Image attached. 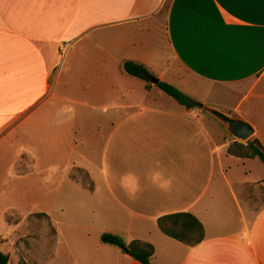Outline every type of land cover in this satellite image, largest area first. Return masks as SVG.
<instances>
[{
    "label": "crops",
    "instance_id": "obj_1",
    "mask_svg": "<svg viewBox=\"0 0 264 264\" xmlns=\"http://www.w3.org/2000/svg\"><path fill=\"white\" fill-rule=\"evenodd\" d=\"M126 60L249 121L251 139L264 144V0H0L1 173L25 178L40 157L10 142L39 130L45 158L67 136V152L53 155L64 165L42 171L45 183L61 173V189L68 179L89 193L82 219L70 225L78 229L72 241L57 229L76 264H142L91 234L106 231L151 242L154 264H264V173L251 163L260 160L228 154L235 138L221 123L201 106L159 100L156 85L140 87L122 71ZM62 73H72L65 85ZM93 73L104 104L59 90ZM134 91L139 100L128 98ZM218 93L231 101H211ZM75 169L88 173L91 188L70 178ZM260 195L261 204L253 200ZM178 212L203 223L201 243L159 229L160 217ZM86 218L93 224H82Z\"/></svg>",
    "mask_w": 264,
    "mask_h": 264
},
{
    "label": "rangeland",
    "instance_id": "obj_2",
    "mask_svg": "<svg viewBox=\"0 0 264 264\" xmlns=\"http://www.w3.org/2000/svg\"><path fill=\"white\" fill-rule=\"evenodd\" d=\"M164 12L165 10L162 14ZM161 34L162 36L164 34L162 28ZM71 55L72 54L69 53L65 58L66 65L69 64ZM62 75V80L59 85H65L66 80H69V76H72V73H62ZM97 77L99 76L95 77V73L91 76H79L74 79L71 77L72 81L70 86H62V88L59 86V90L63 92L65 97L71 98L74 101H80L81 103H87L92 106H100L104 104L106 95L99 90L97 85L99 79ZM137 79L138 80L133 81H137L140 87L146 85L144 80ZM74 84L77 87L72 89ZM155 87L154 95L158 93L161 95L159 100L176 101L159 89L157 85ZM225 97L227 98L223 93L211 94L209 96L210 100L213 102H217L218 99ZM128 98L130 100H139L136 91L129 94ZM226 101H231V97H228ZM84 119L80 124L84 123ZM213 119L218 126L221 125L218 120L215 118ZM69 127L70 126L66 125V127L64 126L61 130H64L66 133L65 129L69 130ZM36 131L35 133H30L22 137V140L18 138L16 142H10V145L15 146L18 153L23 147H27L37 156H40L33 161V167L36 168V170H33V172L29 173L25 178L17 176L14 178L6 177L4 169L2 173L0 171V251L9 255V264H19L22 260L27 261L29 264H76L71 250L65 242L66 240L59 243L57 229L66 232V235L70 236L69 240L72 241L73 237L71 233L78 229L70 225L74 224L73 218L75 219V217H77L82 219L81 213L84 208H86L83 207V205L89 204L88 199L90 196L82 185L73 183V180L67 179L61 189L60 186L57 185L60 184L62 177L61 173L54 174L53 183H45L47 173L42 171V169L49 164L64 165L65 157H53V155L55 153L63 154L67 152L68 140L66 136L65 142L61 141L57 143L59 149L55 151L59 152H50L53 150L50 149L52 142L49 139L45 149L46 152L50 153L47 154V157L42 158L41 153L43 147L40 141L41 134L39 130ZM79 133V137H81V134L84 133L83 129ZM225 133L229 135L226 129ZM85 151H87V149H85ZM24 162L25 160L22 158L21 163ZM251 163H254L255 175L260 176L264 173V164L261 161L256 160V162ZM74 176L83 181L86 186H92V181L84 169H75L70 178L74 179ZM57 177L59 179L56 184ZM262 196L263 195L253 196V200L261 204L262 201H260V199ZM93 205L95 206V204ZM41 212L49 214L52 219L38 215ZM82 224L88 225L93 223L86 218ZM91 234H93L92 237L96 238V242L102 243L100 235L93 232H91ZM81 264H88V260L82 261Z\"/></svg>",
    "mask_w": 264,
    "mask_h": 264
},
{
    "label": "trees",
    "instance_id": "obj_3",
    "mask_svg": "<svg viewBox=\"0 0 264 264\" xmlns=\"http://www.w3.org/2000/svg\"><path fill=\"white\" fill-rule=\"evenodd\" d=\"M122 71L129 76L144 80L147 86L154 84L148 77L157 76L144 63L134 60L124 61L122 63ZM157 87L182 105L187 107L199 106L198 102L171 83L160 80ZM227 153L239 158H258L264 164V144L259 139H250L246 143L234 140L229 145ZM89 187L91 188L92 186ZM38 215L50 218L48 214L43 212ZM158 226L164 234L189 246H195L205 238L203 223L190 212L164 215L159 218ZM101 242L121 248L125 253L142 264H154L152 259L155 254V246L149 241L136 239L127 242L123 236L106 231L101 233ZM9 260V255L0 251V264H9ZM19 264L29 263L22 260Z\"/></svg>",
    "mask_w": 264,
    "mask_h": 264
},
{
    "label": "water",
    "instance_id": "obj_4",
    "mask_svg": "<svg viewBox=\"0 0 264 264\" xmlns=\"http://www.w3.org/2000/svg\"><path fill=\"white\" fill-rule=\"evenodd\" d=\"M148 79L155 85H158L160 82L158 76L152 75L149 76ZM199 106L210 114V116L218 120L237 141L245 143L256 133L255 127L249 121L238 115L227 113L217 107L205 105L203 103H199Z\"/></svg>",
    "mask_w": 264,
    "mask_h": 264
}]
</instances>
